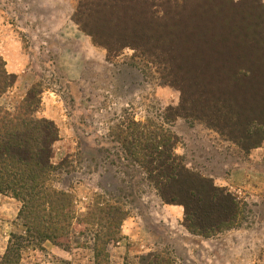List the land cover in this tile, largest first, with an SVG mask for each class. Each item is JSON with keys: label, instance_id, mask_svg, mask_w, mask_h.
Returning <instances> with one entry per match:
<instances>
[{"label": "rangeland", "instance_id": "1", "mask_svg": "<svg viewBox=\"0 0 264 264\" xmlns=\"http://www.w3.org/2000/svg\"><path fill=\"white\" fill-rule=\"evenodd\" d=\"M79 1L0 0V60L15 76L0 106L12 111L31 88L41 92L33 116L58 130L52 164L66 159L52 186L73 201L67 241L24 243L10 264H93L92 226L83 219L102 202L127 215L119 242L105 246L108 264H264V140L252 148L207 125L217 115L264 125V0H132L127 15L145 11L164 26L160 41L144 45L159 50L157 59L130 47L109 57L74 22ZM103 2L99 16L120 15ZM219 51L232 57L227 69ZM238 63L260 71L234 81L228 70ZM163 131L188 172L232 196L231 223L206 235L187 228L182 206L164 204L123 153L124 140ZM5 197L0 264H8L10 235H24L20 204Z\"/></svg>", "mask_w": 264, "mask_h": 264}, {"label": "trees", "instance_id": "2", "mask_svg": "<svg viewBox=\"0 0 264 264\" xmlns=\"http://www.w3.org/2000/svg\"><path fill=\"white\" fill-rule=\"evenodd\" d=\"M130 2L132 0H111L109 9L118 11L120 15L114 17L110 14V17L103 18L104 15H98L99 7L105 5L103 0H81L75 11L74 22L109 57L130 47L140 55L157 59L159 50H149L144 45L150 40H161L158 35L160 25L153 16L145 15V11L127 15V10H131ZM216 16L222 17L225 26L230 22L225 20L230 17L222 10ZM220 52L221 67L227 69L232 57L223 51L217 53ZM162 54L172 55L173 51H161ZM259 71L255 65L246 67L238 63L230 67L228 77L234 81L247 78V75L254 78ZM14 80L15 76L6 72L0 60V98L13 86ZM180 90L182 94V88ZM40 93L35 87L31 88L12 111L0 106V195L8 196L20 204L16 218L21 220L24 228V235H10L2 257L8 264L12 262L10 258L17 260L13 254L16 252L18 256V250L24 243L36 245L46 241L61 242V239L67 241L72 227L70 210L73 201L70 194L52 186L53 175L59 174L66 164V159L58 165L51 162L52 146L58 140V130L52 121L33 116L40 104ZM232 119V115L228 119L217 115L207 125L220 132L231 131L227 133H234L233 139L240 137L238 139L252 143V148L264 140L262 123L241 124ZM235 127L237 130L242 129L240 136H236ZM252 135H255V140H251ZM121 144L123 153L144 172L146 181L161 201L182 206L187 228L206 235L232 222L236 214L232 196L186 170L180 158L172 153L175 146L173 135L166 131L160 135L145 132L138 140L133 139L130 143L124 140ZM102 203L103 209H98L97 213L90 211L83 219L92 226L93 264H108L105 246L119 242L120 226L127 216L119 206Z\"/></svg>", "mask_w": 264, "mask_h": 264}, {"label": "crops", "instance_id": "3", "mask_svg": "<svg viewBox=\"0 0 264 264\" xmlns=\"http://www.w3.org/2000/svg\"><path fill=\"white\" fill-rule=\"evenodd\" d=\"M13 200V199H12ZM6 201H11L9 198L5 197V196H0V205H1V208H0V211H4L5 208V205H6ZM14 203H17L15 200H13ZM8 204L13 207L14 209H16V204H11L10 202H8ZM17 210V209H16ZM14 217H16V213L15 215H13Z\"/></svg>", "mask_w": 264, "mask_h": 264}]
</instances>
